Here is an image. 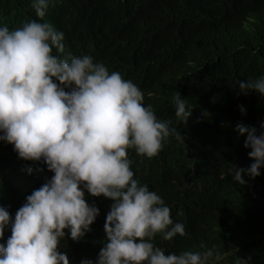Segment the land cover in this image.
Segmentation results:
<instances>
[{
  "label": "clouds",
  "instance_id": "clouds-1",
  "mask_svg": "<svg viewBox=\"0 0 264 264\" xmlns=\"http://www.w3.org/2000/svg\"><path fill=\"white\" fill-rule=\"evenodd\" d=\"M60 1L34 0L30 18L0 26V143L23 171L46 174L16 206L0 201V264H69L58 250L65 229L79 241L110 202L107 242L96 264H208L213 250L165 255L151 242L157 234L165 241L183 237L187 227L172 219L155 189L140 183L131 159L134 152L158 157L166 138L182 136L134 80L91 55L65 54L63 33L39 19ZM228 89L231 105L240 100V107L222 126L240 143L246 133L244 147L250 148L249 167L230 169L243 185V173L253 180L264 166V74ZM172 101L175 126L189 130L201 123L192 122V109L178 92ZM251 192L243 190V215Z\"/></svg>",
  "mask_w": 264,
  "mask_h": 264
},
{
  "label": "trees",
  "instance_id": "trees-1",
  "mask_svg": "<svg viewBox=\"0 0 264 264\" xmlns=\"http://www.w3.org/2000/svg\"><path fill=\"white\" fill-rule=\"evenodd\" d=\"M33 3L0 0V26L30 18ZM39 19L63 33L66 55H91L134 80L146 92L145 101L182 136L166 138L158 157L131 153L140 183L155 189L172 219L187 227L185 236L168 241L157 234L154 246L165 255L213 250L208 264H264V166L253 180L245 172L246 183L235 182L232 166L247 169L251 162L247 134L240 143L222 126L240 107L234 97L236 106L231 105L229 86L264 74V0H61ZM175 92L191 107L192 122L200 118V124L189 130L174 125ZM245 106L251 112L252 103ZM45 175L23 171L0 143V201L16 206ZM250 189L243 215V190ZM112 203L99 210L79 241L65 229L58 250L69 264H96L107 242L104 224Z\"/></svg>",
  "mask_w": 264,
  "mask_h": 264
}]
</instances>
